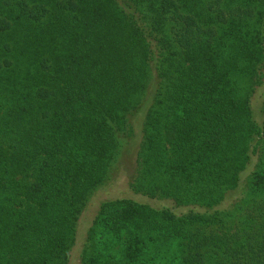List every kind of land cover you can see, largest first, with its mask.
I'll use <instances>...</instances> for the list:
<instances>
[{"label":"trees","instance_id":"1","mask_svg":"<svg viewBox=\"0 0 264 264\" xmlns=\"http://www.w3.org/2000/svg\"><path fill=\"white\" fill-rule=\"evenodd\" d=\"M0 264H264V0H0Z\"/></svg>","mask_w":264,"mask_h":264},{"label":"rangeland","instance_id":"2","mask_svg":"<svg viewBox=\"0 0 264 264\" xmlns=\"http://www.w3.org/2000/svg\"><path fill=\"white\" fill-rule=\"evenodd\" d=\"M126 187H127L126 180H124V178H121L118 180L116 186H112L111 188H106L104 190H101L94 199V204L92 205V208L90 209L89 215L91 216L94 215L101 201L118 195L119 193L117 190L123 191L126 189Z\"/></svg>","mask_w":264,"mask_h":264}]
</instances>
